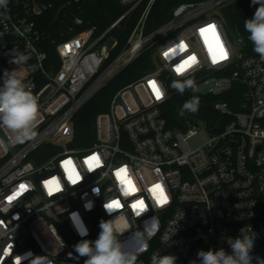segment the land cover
I'll use <instances>...</instances> for the list:
<instances>
[{"label": "built area", "instance_id": "2783aa9c", "mask_svg": "<svg viewBox=\"0 0 264 264\" xmlns=\"http://www.w3.org/2000/svg\"><path fill=\"white\" fill-rule=\"evenodd\" d=\"M115 1L125 9L103 30L91 24L77 30L85 19L71 12L75 24L53 41L57 60L37 20L52 0H9L0 8V76L19 68L9 62L13 49L23 53L22 71L39 101L33 139L17 143L0 127V264H30L36 256L84 264L73 246L95 241L101 221H111L136 264H152L158 253L175 256V264H190L200 250L230 253L226 239L244 228L255 237L253 256L264 259V61L229 24L227 9L241 0L184 1L151 29L157 0ZM247 2L254 14L259 5ZM123 22L129 35L115 53ZM210 25L215 33L202 35ZM217 38L227 58L214 62ZM147 51L153 66L115 91L109 110L96 115L92 143L74 147L78 112ZM168 76L193 78L200 94L216 98L218 116L169 126L162 109ZM150 82L165 90L160 99ZM201 129L209 138L190 146ZM114 202L109 212L105 204Z\"/></svg>", "mask_w": 264, "mask_h": 264}, {"label": "clouds", "instance_id": "9594fccd", "mask_svg": "<svg viewBox=\"0 0 264 264\" xmlns=\"http://www.w3.org/2000/svg\"><path fill=\"white\" fill-rule=\"evenodd\" d=\"M9 0H0V8H7ZM256 8L253 16L244 21V29L248 33V40L253 45V51L264 61V0H251ZM28 57L13 49V58L9 61L19 65L18 69H5L0 76V127H6L15 133V141L23 143L33 139L35 133V121L39 112V101L32 89L34 85L27 80V75L22 71V65ZM178 76H183L184 71H177ZM157 86V85H156ZM171 88L181 95L186 90L193 93L198 92L196 82L193 78L176 79L171 83ZM161 96L165 90H160ZM200 106L199 97L193 95L186 100L179 110V115L195 113ZM91 172V171H89ZM83 177L80 178V182ZM71 185V184H70ZM75 186V185H72ZM98 192V189H95ZM109 211V207L105 204ZM110 212V211H109ZM100 232L95 241L81 240L75 244L74 252L76 258L86 257L84 264H136L137 255L134 252L126 251L119 241L120 234L116 233L111 226V221L100 222ZM81 235L86 233L81 232ZM136 235H139L137 233ZM226 243L231 248L227 252L223 247L219 249L200 250L197 259L191 260L190 264H264V259L254 257L252 252L255 246V237L250 235L245 228L241 229L240 235L236 238L228 237ZM146 245H140L141 250ZM72 257V253L68 254ZM22 259V258H21ZM176 257L172 255L160 256L159 253L153 257L152 264H175ZM30 264H55L54 260L47 256H36Z\"/></svg>", "mask_w": 264, "mask_h": 264}, {"label": "trees", "instance_id": "16d2710c", "mask_svg": "<svg viewBox=\"0 0 264 264\" xmlns=\"http://www.w3.org/2000/svg\"><path fill=\"white\" fill-rule=\"evenodd\" d=\"M54 7L48 11L43 17L37 19L40 25L47 33L46 47L50 59L57 60V52L55 49V44L53 41L55 39H61L67 34L66 30L68 26H72L75 23L71 12H75L77 15L85 19V24L81 27L76 28L81 29L89 24L96 25L99 30L105 29L124 11L122 7L115 0H52ZM184 1H197V0H157L154 4L151 14L149 16L148 24L149 29L155 27L156 25L162 24L168 20L174 7L179 3ZM61 5L68 6L66 10L62 13L60 20L57 24H53V17L57 9ZM226 16L229 20V24L235 29L238 35H241L249 44V49L253 51V45L248 40V33L244 29V21L253 16L251 7L249 6L247 0H241L236 4H233L227 9ZM133 20H131V23ZM124 22L120 29L116 30V34L120 30H123L119 34V45L115 51L118 52L126 43V39L129 35L130 26H127L124 32ZM153 61L151 57V51L143 53L138 60H135L130 66L123 70L120 74L112 79L109 84L99 91L75 116V139L73 141L74 147H85L90 145L94 138V121L96 115L101 112H107L109 110V104L111 97L115 94V91L129 83L130 81L140 77L143 73L148 71L153 66ZM169 92L170 96L165 101L162 106L164 116L166 117L169 126L184 128L192 118H202L209 123L217 117L213 109V103L216 100L214 96L202 95L198 92L193 93L190 89L186 90L183 95L178 93L176 90L171 88V83L173 79L169 77ZM175 80V79H174ZM193 95L199 97L200 106L195 113H185V115L180 116L179 110L184 104V102L190 99ZM227 94L223 95V98H228Z\"/></svg>", "mask_w": 264, "mask_h": 264}, {"label": "snow or ice", "instance_id": "6c2138e0", "mask_svg": "<svg viewBox=\"0 0 264 264\" xmlns=\"http://www.w3.org/2000/svg\"><path fill=\"white\" fill-rule=\"evenodd\" d=\"M208 32H212V33L214 34V33H215V26L210 25V26H208L207 28L201 29V34H202V35L205 34V33H208ZM183 47H184L183 45H180V50H183ZM217 48H218V50H219V51H218V55L215 54V53L213 54V61H214V62H216L217 59L222 60V59H226V58H227V53L224 51L222 45H220L218 38H217ZM194 61H195V57H191L189 60H187V61H185L183 64H181V65L177 68V71H178V72H179V71H183L186 67L190 66ZM150 86L153 88V90H154V94H155L156 98H157V99H160L162 96H161V93H160L159 88L156 86V83H155V82H150ZM93 159L95 160L96 158L93 157ZM124 172H125V170H124V169H121V170L117 173V175H118V176H121V174L124 173ZM78 179H79V177L76 176V177L73 179V182L75 183L76 180H78ZM127 183L130 184L131 182L128 181ZM156 187L159 188L160 186L157 185ZM57 190H58V188H57ZM165 202H166V198L163 196V193L161 192V198L159 199V203L163 204V203H165ZM114 206H118V205L115 204V202H114V204H110V205H108L109 208H112V207H114Z\"/></svg>", "mask_w": 264, "mask_h": 264}, {"label": "rangeland", "instance_id": "374dc122", "mask_svg": "<svg viewBox=\"0 0 264 264\" xmlns=\"http://www.w3.org/2000/svg\"><path fill=\"white\" fill-rule=\"evenodd\" d=\"M230 37L234 40L236 35L230 32ZM209 136L210 134L208 131L201 129L196 136L188 140V143L190 146L194 147L205 142L209 138Z\"/></svg>", "mask_w": 264, "mask_h": 264}, {"label": "water", "instance_id": "95a60500", "mask_svg": "<svg viewBox=\"0 0 264 264\" xmlns=\"http://www.w3.org/2000/svg\"><path fill=\"white\" fill-rule=\"evenodd\" d=\"M65 7H67V6H65V5H61V6L57 9V11H56V13H55V15H54V17H53V24H57V22H58V20H59V18H60V16H61V13H62L63 10L65 9Z\"/></svg>", "mask_w": 264, "mask_h": 264}]
</instances>
